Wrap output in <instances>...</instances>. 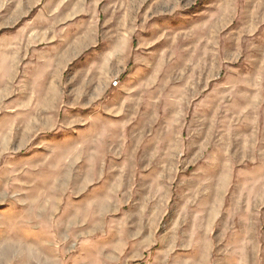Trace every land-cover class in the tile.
Segmentation results:
<instances>
[{
    "label": "rangeland",
    "instance_id": "rangeland-1",
    "mask_svg": "<svg viewBox=\"0 0 264 264\" xmlns=\"http://www.w3.org/2000/svg\"><path fill=\"white\" fill-rule=\"evenodd\" d=\"M207 251L264 264V0H0V264Z\"/></svg>",
    "mask_w": 264,
    "mask_h": 264
},
{
    "label": "crops",
    "instance_id": "crops-1",
    "mask_svg": "<svg viewBox=\"0 0 264 264\" xmlns=\"http://www.w3.org/2000/svg\"><path fill=\"white\" fill-rule=\"evenodd\" d=\"M203 254V253H202ZM201 254V255H202ZM144 254L138 259H34L35 264H136L145 260L147 264H211L210 254L205 252L201 259L195 257H174V259H165L159 254L152 259H144ZM185 258V259H184Z\"/></svg>",
    "mask_w": 264,
    "mask_h": 264
},
{
    "label": "built area",
    "instance_id": "built-area-1",
    "mask_svg": "<svg viewBox=\"0 0 264 264\" xmlns=\"http://www.w3.org/2000/svg\"><path fill=\"white\" fill-rule=\"evenodd\" d=\"M136 264H147V262H146L145 260H141V261H139V262L136 263Z\"/></svg>",
    "mask_w": 264,
    "mask_h": 264
}]
</instances>
